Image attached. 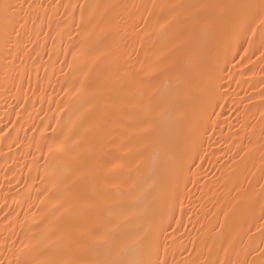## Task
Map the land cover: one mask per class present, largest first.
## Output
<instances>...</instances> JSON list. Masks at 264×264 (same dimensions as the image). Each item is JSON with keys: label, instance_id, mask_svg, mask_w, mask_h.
I'll return each mask as SVG.
<instances>
[{"label": "snow or ice", "instance_id": "snow-or-ice-1", "mask_svg": "<svg viewBox=\"0 0 264 264\" xmlns=\"http://www.w3.org/2000/svg\"><path fill=\"white\" fill-rule=\"evenodd\" d=\"M0 91V264H264V0H0Z\"/></svg>", "mask_w": 264, "mask_h": 264}, {"label": "bare ground", "instance_id": "bare-ground-1", "mask_svg": "<svg viewBox=\"0 0 264 264\" xmlns=\"http://www.w3.org/2000/svg\"><path fill=\"white\" fill-rule=\"evenodd\" d=\"M73 2H76V0H73ZM81 2H83V0H81ZM89 2H92V0H89ZM105 2H107V0H105ZM125 2H127V3L140 2V0H125ZM156 2L157 3H164V2H166V0H156ZM47 46L51 47V43L49 42V44ZM43 58H44L45 61L48 60V57L46 55ZM58 74H59V66H57V75ZM44 75H45L44 69H43V67H41V69H40V77L43 78ZM32 77H33V86H35V84L37 82L36 81L35 72H32ZM53 82L55 83V77H53ZM25 88L27 89V85H25ZM58 90H59V88L57 86L56 91H58ZM48 92H49V94H51L53 92V89L49 88ZM29 95H31V93H29ZM9 102L15 103V101H11V100ZM5 107H6V102L4 100V95H3L2 91H0V118L4 117ZM45 107H47V105H45ZM13 119H15V117H13ZM6 123H7V119L6 118L5 119H0V127H3V125L6 124ZM29 135H31V133H29ZM20 136L23 139L24 138V133L21 132ZM4 151H7L6 147L4 148ZM13 151L17 155V158L19 159L20 158L19 157V153L21 151H27V149L25 147H23V146H21V148H16V146L13 145ZM2 167H3V159L0 158V168H2ZM26 174H27V170L25 169V175ZM33 174H35V172ZM3 176H4L3 172L0 171V183H4ZM0 203H2V200H0ZM10 203H11V201H10ZM0 215H3V213L0 212ZM2 228H3V222L0 221V229H2Z\"/></svg>", "mask_w": 264, "mask_h": 264}]
</instances>
